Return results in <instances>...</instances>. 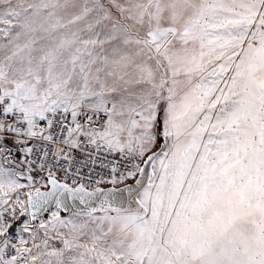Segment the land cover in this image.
<instances>
[{"label": "snow or ice", "instance_id": "obj_1", "mask_svg": "<svg viewBox=\"0 0 264 264\" xmlns=\"http://www.w3.org/2000/svg\"><path fill=\"white\" fill-rule=\"evenodd\" d=\"M0 264H264V0H0Z\"/></svg>", "mask_w": 264, "mask_h": 264}]
</instances>
